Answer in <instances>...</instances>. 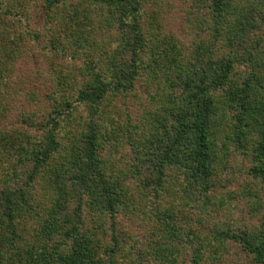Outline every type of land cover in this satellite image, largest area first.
I'll list each match as a JSON object with an SVG mask.
<instances>
[{
    "label": "trees",
    "instance_id": "16d2710c",
    "mask_svg": "<svg viewBox=\"0 0 264 264\" xmlns=\"http://www.w3.org/2000/svg\"><path fill=\"white\" fill-rule=\"evenodd\" d=\"M165 1L40 0L41 31L26 0H0V164L7 163L0 177V264H117L116 254L127 247L119 241L118 219L144 206L149 193L154 210L147 220L157 222L159 244L145 252L148 262L141 255L135 264L166 258L173 264L178 250L187 254L186 263L201 264L211 246H220L218 236L191 228L188 215L180 218L181 201H164L171 189L179 191L169 186L176 180L170 171L183 174L180 199L197 213L231 166L233 148L251 161V184L257 185L243 192L251 209L262 208L264 0H191L204 10L197 27L207 34L191 54L165 34ZM33 43L43 54L71 50L73 59L52 61V105L42 118L36 110L22 115L34 133L1 125L14 97L5 91L6 80ZM242 63L250 68L240 73ZM139 79L150 108L161 112L145 128L103 107L136 90ZM28 96L37 100L35 93ZM78 104L87 109L83 121L73 115ZM107 143L111 154L104 157ZM123 143L134 157L117 163L113 150ZM129 181L137 186L134 194ZM238 228L224 236L264 264V216L257 228Z\"/></svg>",
    "mask_w": 264,
    "mask_h": 264
},
{
    "label": "rangeland",
    "instance_id": "374dc122",
    "mask_svg": "<svg viewBox=\"0 0 264 264\" xmlns=\"http://www.w3.org/2000/svg\"><path fill=\"white\" fill-rule=\"evenodd\" d=\"M26 1L28 7L32 6L31 9L35 10L34 13L37 12L33 17V26L44 31V15L38 9L40 7V0ZM165 2H167L163 6V11L165 12V34L174 36L178 44L177 47L186 51L187 54H191L193 52L191 49L196 47L200 38H204V35H207L202 34L203 30L201 31L199 27H197V23L202 17L200 13H203L204 10L195 8L191 0H166ZM40 13L43 16H41ZM37 15H39V17H37ZM44 38L45 37L42 36L41 40H44ZM40 46L42 45L35 43L31 46L28 45L26 54L21 57L14 69L10 71L11 76L6 80L8 85L5 91L10 93V95H14L9 115L1 122V125L7 129L18 128L34 133L33 130L28 127L26 128V125L21 122L22 115L36 110L39 113L38 117L42 118V115L52 105L48 97L49 94L54 91L55 87L53 63L67 65L71 64L73 60L71 50L65 52L58 51L57 54L51 52L43 54L39 51ZM52 61L54 62L52 63ZM75 61L77 65L82 64V60ZM244 68L249 70V63H242L240 66L237 65V70L240 73ZM73 71L77 73L76 68L73 69ZM146 74L147 71L144 70V79ZM135 89L136 90L127 95L117 94L114 100L109 99L103 107L117 118L118 115L116 111H119L121 116L118 120L120 121L125 120V113H127L131 116L132 122L142 121L144 128L150 127V120L152 117L161 115L160 109H156V107L150 108L148 95L145 93L142 79L137 81ZM153 91L154 90H152V92ZM29 93H35L37 100L33 102L32 98L28 96ZM148 108L151 109L152 114L147 112ZM73 115H75V118L78 120L83 121V118L87 116L86 106L84 104H78L77 110L73 112ZM83 126L85 125H80L79 128ZM62 134L63 132H60V135ZM66 141V138L61 140L63 144ZM109 146L111 145L108 143L106 145L104 144L105 148L102 154L104 157L111 154L109 152ZM232 153L234 155L231 156V166L225 169L222 175L221 183L225 186H222L220 183L216 185V188L209 191V201H206L204 198L202 203L205 206L203 205L204 207L200 208L197 213L195 210H191V205L184 207L183 201L185 200L180 199L182 192L177 184L183 179V174L180 171H170V175L176 180H174V182H169V186H174L179 191L175 192L174 189H171L170 193L164 195V201L175 200L176 203L181 201L182 206L181 211H179L180 218H185V216L188 215L186 220L192 219L191 228H196L203 234L211 233V235L217 234L218 236V240H216L215 243L220 246H211V252L207 251L204 253L201 264H263L256 262L252 258L253 255L249 252L247 253L240 241L235 238L224 236V234L229 231L228 228L231 227H239L240 229L245 227L247 231L257 228L264 216V199H262L263 204L260 206L262 207L260 211H255V209H251L253 201L248 199L243 192L251 190L252 187L257 185V183L251 184L252 178L249 172V167L251 165L250 159L248 156L239 153L236 148H233ZM133 157L131 147L125 143H123V146H120L117 152L113 150L112 158H115L117 163L123 158L126 161L133 160ZM6 165L7 163L0 164V177H3L4 171L7 168ZM128 183L130 191H132L133 194L136 193L137 186L135 183L131 181ZM197 189L198 188L195 187V189L189 188L188 190L193 194L198 192ZM230 191L237 193V195L234 196ZM174 195L176 196L175 198ZM153 200L154 199L149 193L147 198L141 199L144 206L135 210L132 215L129 212H125L124 215L119 217L117 223L118 231H121V235L119 234V241L120 244H125L127 247L123 254H116L118 259L117 264H135L136 258L141 255L144 256V261L146 263L148 262V258L145 252L148 251L150 247L154 248L159 244L158 232L156 231L157 222L152 217L150 221L147 220L154 210V205L151 204ZM254 207L257 206L254 205ZM186 220L181 219L182 223L180 224L184 232L188 230L187 226L184 224L187 222ZM123 238H125V240H123ZM128 248L130 249L127 250ZM165 251L169 253L168 250L165 249ZM125 253H127L128 256ZM181 253L182 252L178 250V252L174 254V257L177 258V262L173 264H188L186 263L188 259L187 254ZM181 255L185 258L182 259V262H179L178 257ZM151 261L154 262L153 264H171V261L167 258L160 261Z\"/></svg>",
    "mask_w": 264,
    "mask_h": 264
}]
</instances>
